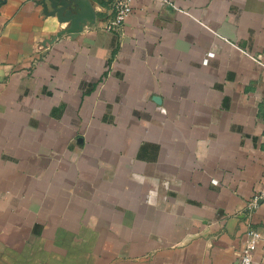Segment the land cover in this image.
I'll use <instances>...</instances> for the list:
<instances>
[{"label":"crops","instance_id":"1","mask_svg":"<svg viewBox=\"0 0 264 264\" xmlns=\"http://www.w3.org/2000/svg\"><path fill=\"white\" fill-rule=\"evenodd\" d=\"M41 1L0 0L10 264H235L250 226L264 264V0Z\"/></svg>","mask_w":264,"mask_h":264},{"label":"built area","instance_id":"2","mask_svg":"<svg viewBox=\"0 0 264 264\" xmlns=\"http://www.w3.org/2000/svg\"><path fill=\"white\" fill-rule=\"evenodd\" d=\"M134 1L135 0H107L110 12L107 16L104 28L106 30H121L125 18L131 13ZM209 54L211 55L212 53ZM212 182L217 184V180L215 179H213ZM260 201L264 203V188L249 199L247 203L248 212L256 209ZM259 240V231L254 227H248L241 253L235 264H254L253 253Z\"/></svg>","mask_w":264,"mask_h":264},{"label":"water","instance_id":"3","mask_svg":"<svg viewBox=\"0 0 264 264\" xmlns=\"http://www.w3.org/2000/svg\"><path fill=\"white\" fill-rule=\"evenodd\" d=\"M41 5L45 14H56L60 21L69 22L66 32L81 31L84 23L95 19V12L87 0H42Z\"/></svg>","mask_w":264,"mask_h":264},{"label":"rangeland","instance_id":"4","mask_svg":"<svg viewBox=\"0 0 264 264\" xmlns=\"http://www.w3.org/2000/svg\"><path fill=\"white\" fill-rule=\"evenodd\" d=\"M0 264H10L8 253L3 250L2 245H0Z\"/></svg>","mask_w":264,"mask_h":264}]
</instances>
